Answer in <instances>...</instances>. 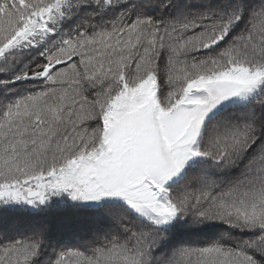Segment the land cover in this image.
<instances>
[{
  "label": "snow or ice",
  "instance_id": "1",
  "mask_svg": "<svg viewBox=\"0 0 264 264\" xmlns=\"http://www.w3.org/2000/svg\"><path fill=\"white\" fill-rule=\"evenodd\" d=\"M0 264H264V0H0Z\"/></svg>",
  "mask_w": 264,
  "mask_h": 264
}]
</instances>
